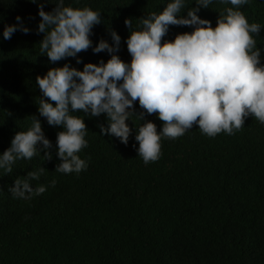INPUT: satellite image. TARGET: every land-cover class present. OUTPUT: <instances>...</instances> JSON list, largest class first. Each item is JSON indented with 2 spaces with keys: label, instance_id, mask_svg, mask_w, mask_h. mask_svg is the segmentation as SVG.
Returning <instances> with one entry per match:
<instances>
[{
  "label": "trees",
  "instance_id": "1",
  "mask_svg": "<svg viewBox=\"0 0 264 264\" xmlns=\"http://www.w3.org/2000/svg\"><path fill=\"white\" fill-rule=\"evenodd\" d=\"M41 2L45 11L56 6ZM168 2L66 0L101 11V23L90 37L93 46L101 39L112 43L115 31L121 37L116 54L126 63L132 57L124 21L132 19L135 29L139 19L162 12ZM230 6L214 3L198 15L215 27L219 12ZM194 7L195 0L188 5ZM240 10L249 23L264 25V0H251ZM38 11L30 0H0V154L16 133L30 127L33 115L53 144L51 160L42 152L30 161H17L11 174L0 172V264H264V124L254 117L234 135L209 137L194 125L182 137L164 139L160 158L146 165L138 156L136 125L151 121L160 131L163 122L137 101L135 112H143L144 119H136V125L127 121L133 129L127 145L101 134L100 126L108 127L106 114L85 116L88 147L79 155L87 170L55 172L60 163L57 133L63 129L39 116L42 93L36 77L64 64L82 71L87 63H106L111 57L89 48L78 54L82 63L72 57L50 62L39 55L44 34H37ZM17 16L31 31H17L4 40L5 24L16 23ZM193 30L171 25L163 41ZM256 39L264 49V30ZM41 167L46 171L31 184L46 185L47 191L30 200L15 198L9 191L14 181Z\"/></svg>",
  "mask_w": 264,
  "mask_h": 264
},
{
  "label": "clouds",
  "instance_id": "2",
  "mask_svg": "<svg viewBox=\"0 0 264 264\" xmlns=\"http://www.w3.org/2000/svg\"><path fill=\"white\" fill-rule=\"evenodd\" d=\"M30 2L37 5L41 18L37 34H44L39 55H46L52 63L72 57L79 64L78 54L91 48L94 54L107 52L111 57L106 63H87L82 71L64 64L36 77L42 93L39 116L49 126L63 129L57 133L60 163L55 172L79 174L87 170L88 163L79 155L88 147L85 116L106 114L108 127L101 125V134L119 138L127 145L133 131L127 121L131 119L136 125V119H144L143 112H135L137 101L148 115L157 114L163 122L160 131L151 121L136 125L137 152L146 165L160 158L164 139L182 137L194 125L201 133L215 137L221 133L234 135L248 117L264 124V49L257 47L256 39L264 25L249 23L240 10L251 0H195L194 8H188L193 0H169L162 12L139 19L135 29L133 20L126 19L130 63L116 54L121 37L115 31L110 33L112 43L101 39L93 46L90 37L94 26L101 23V11L74 7L66 0H46L56 6L45 11L41 0ZM214 3L231 5L219 12L215 27L198 15L201 8ZM186 8L187 15L182 16ZM171 25L194 30L177 35L173 41H163ZM17 31L26 35L31 31L20 16L16 23L5 24L3 39L11 40ZM31 118L30 127L16 133L11 146L0 154V172L5 175L13 172L17 161H30L42 152L46 160L52 159V142L40 119L35 115ZM45 171L44 167L29 171L26 178L16 179L9 191L15 198L26 200L44 194L47 186L33 188L31 181H39ZM55 184L52 180L51 187Z\"/></svg>",
  "mask_w": 264,
  "mask_h": 264
}]
</instances>
